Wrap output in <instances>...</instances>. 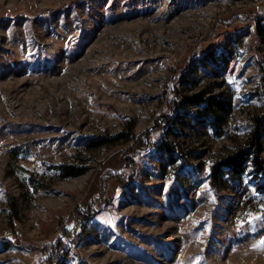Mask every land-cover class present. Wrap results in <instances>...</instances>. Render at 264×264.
I'll use <instances>...</instances> for the list:
<instances>
[{
  "label": "rangeland",
  "instance_id": "374dc122",
  "mask_svg": "<svg viewBox=\"0 0 264 264\" xmlns=\"http://www.w3.org/2000/svg\"><path fill=\"white\" fill-rule=\"evenodd\" d=\"M74 1L0 0V264H264V0Z\"/></svg>",
  "mask_w": 264,
  "mask_h": 264
},
{
  "label": "trees",
  "instance_id": "16d2710c",
  "mask_svg": "<svg viewBox=\"0 0 264 264\" xmlns=\"http://www.w3.org/2000/svg\"><path fill=\"white\" fill-rule=\"evenodd\" d=\"M80 0H76L74 2H78ZM178 91L176 92V99L172 100L169 102V109L164 112V116L161 117L160 119H156V123L158 125H162L164 124V131L166 130V132H168V130L170 129V127L175 123V121H177L178 119L180 120V116H181V109L183 107V101H182V97H181V90L180 88H178ZM197 100V103L202 105V108L205 110V112L207 114H210V111L208 112V109L214 107V108H218L220 110H222L223 112L226 111L227 112V108H225L223 105V103L216 97V96H211L208 100ZM212 106V107H211ZM150 130H146L142 133V135L138 136L135 141L132 143L131 146H129L127 148L126 152L129 151H133L135 150L137 147H141L145 144L144 141V136L149 135ZM258 133L255 131L253 133V139L251 140V142L249 143V148H247L248 150H250L252 147L255 146V160L258 161L259 165H261L260 160H259V151H260V147L258 144ZM126 138L129 140H133V137L126 135L125 133L121 132L117 135H115L114 137L111 138H99V139H94L93 142L91 143L92 146H101L105 143H108L109 141H112L114 139L117 138ZM167 153L170 155L171 159H175V155L176 152L171 149L170 147L167 148ZM234 158L230 157V160H232ZM230 162V161H229ZM240 162H235V165L239 164ZM60 169V176L62 178H69V177H78L81 176L83 174H85L88 171V167L86 166H79V165H74V164H60L57 166ZM243 168H239L238 167V171L241 170ZM233 172V171H232ZM115 178L117 182H119L121 185L126 186V181H127V177L124 174V172H111V171H107L106 173H104L102 175V179H101V191L99 193V195L97 196L98 198L104 197L107 189L109 188V182L111 181V179ZM80 213V212H79ZM80 214H78L77 212V217H79ZM81 219H83V221L85 222V220L87 219H91L90 217H85V216H80ZM23 245L28 246L25 242H22ZM64 242L62 241L61 238H57L56 241L54 242H46L45 246L43 247L44 250H48V254H47V261H50L52 264H57L62 257L64 256Z\"/></svg>",
  "mask_w": 264,
  "mask_h": 264
},
{
  "label": "snow or ice",
  "instance_id": "6c2138e0",
  "mask_svg": "<svg viewBox=\"0 0 264 264\" xmlns=\"http://www.w3.org/2000/svg\"><path fill=\"white\" fill-rule=\"evenodd\" d=\"M262 244H264V241H261Z\"/></svg>",
  "mask_w": 264,
  "mask_h": 264
}]
</instances>
